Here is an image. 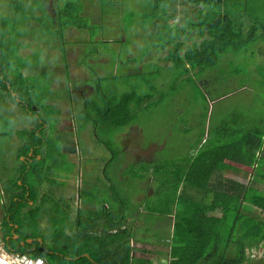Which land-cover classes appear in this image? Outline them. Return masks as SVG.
Here are the masks:
<instances>
[{"label": "rangeland", "instance_id": "obj_1", "mask_svg": "<svg viewBox=\"0 0 264 264\" xmlns=\"http://www.w3.org/2000/svg\"><path fill=\"white\" fill-rule=\"evenodd\" d=\"M181 1L172 0L167 6L166 0H0V35L6 34L3 47L7 49L6 55L0 52V187L11 179L12 171L19 173L21 161L24 160V156L19 157L21 149L31 159H38L37 164L31 160V169L38 173L40 180L47 179L48 187H51L50 183L60 184L64 169L70 168L69 164H65L64 147L79 148L72 138L64 136L58 129L54 130V136L44 140L43 147L39 146L40 154H44L46 147L54 156L48 174L45 165H50V156L39 160L40 155L32 153L33 147L24 151L20 145L19 131L23 129L21 135L26 142L36 140L34 134H27V129L33 126V121L37 123V120L33 118L32 121L24 113V106L20 103L13 105L12 95L16 96V93L11 87L14 80L8 77L9 73L15 76L21 72L25 80L16 77L15 81L17 84H29V93L41 113L45 110L40 103L52 96L48 93L54 94L65 82L71 81L60 77L69 67L72 79L69 84H72L71 97L78 108L83 106L86 98L96 103L106 102L101 98L105 94V70L120 75L124 70L136 74L113 83V87L121 93L134 91L138 99L143 96L141 104L144 105L137 110L139 117L134 129L128 128L130 130L119 139L116 131L98 125L97 118L91 114L100 129L96 132L100 139H110L122 144L123 151L117 158V163L106 170V176L112 179L115 186V204L120 200L125 203L123 199L127 197L138 206L137 194L146 195L147 189H150L148 183L151 179L146 176L138 186L134 183L135 178L130 175L122 184L117 182L115 174L122 168L124 161H128L129 166L123 173H129L132 167L137 172L145 173L139 167L148 166V161H145L147 158H153L154 162L165 160L170 163L173 162L170 157L175 154L182 156L191 147L196 149L194 142H197V136L205 127L215 130L221 123L223 129L230 128L237 133L264 129V35L255 37L238 48L233 43H227L230 45L227 51L222 52L223 56L218 55L215 64H208V71L202 75L192 69L182 72V65L174 62L176 59L172 60L170 67H165L171 63V59H164L165 53L160 50L161 47L172 41V44L182 45V50L186 49L188 45L201 41L199 34L204 30L199 28L201 31L189 33V22L183 21L176 26L169 16H163L162 11L168 13V8L179 10L177 21L180 22L184 9ZM236 4L241 11L253 10L264 18V10L260 8L264 7V3L254 2L248 8L244 1H237ZM207 10V5H201L196 9V14H193L200 16ZM162 19L164 23L161 29L159 23ZM251 21L246 18L245 27L242 28L247 36H250L248 32L251 31ZM262 22L264 26V20ZM198 24L200 25L199 22ZM262 32L264 34V29ZM225 45L223 43L221 46ZM62 70L65 71L60 74ZM49 74L52 77V87L56 90H49L50 83L43 80L44 75ZM3 78L7 81L6 87L1 83ZM222 78L223 83L220 82ZM86 79L94 89L85 82ZM74 80L80 83H75ZM206 81L208 82L203 83ZM228 91L236 92L224 97L225 100L219 103L210 102ZM54 95L59 99L62 93L57 91ZM234 103H243L250 108L239 111L245 118L244 121L239 117L234 120L233 117H228V114L234 113ZM141 104L133 103L135 108ZM149 104L153 105L146 109ZM68 111L65 106L63 112ZM209 113L211 122L207 120ZM85 117L77 119L80 128ZM52 124H55L54 120ZM46 136L50 137V134ZM173 142L175 147H172ZM152 144H159L162 149L150 154L148 147ZM93 148V153L82 151L94 159L93 162L85 163L82 158L84 171L89 170L87 177L90 176L98 185L105 187V182L98 183V180L103 176V161H108L112 152L99 144H94ZM30 174L25 175L28 183L32 181ZM79 182L83 183L82 178H79ZM159 182L160 185L157 184L156 187L164 183L163 179H159ZM59 187L61 190L67 189L72 196V189L67 186ZM37 189L39 193L40 189ZM98 190L100 192L105 189L98 187ZM157 196L155 194L154 200ZM82 198L88 200L87 197ZM148 200L151 199L145 197L143 204ZM69 202L72 206V198ZM35 205H38V197ZM51 208L49 204L44 209L43 225L48 219L52 221L49 216ZM1 211L0 208V216ZM141 217L145 225L151 223L146 214H141ZM166 222L167 225H161L160 228L167 229L168 225L171 226L172 219L168 218ZM2 225L0 219V227ZM152 225L156 228V223ZM49 229L52 230V226ZM154 230L150 231L151 235L155 234ZM45 232L46 230L43 236L45 243L50 246L54 243V236H49L50 231ZM68 233L71 234V231ZM6 243L7 247H14L13 242Z\"/></svg>", "mask_w": 264, "mask_h": 264}, {"label": "trees", "instance_id": "obj_2", "mask_svg": "<svg viewBox=\"0 0 264 264\" xmlns=\"http://www.w3.org/2000/svg\"><path fill=\"white\" fill-rule=\"evenodd\" d=\"M171 1L166 0L167 6L171 4ZM237 1H244L247 8L254 2L264 3V0H182L184 9H182L183 16L180 18V22L177 21L179 10L168 8V13L162 11L163 16H169L175 21L176 26L183 21L189 22L191 25L189 33L201 31L199 28H204L199 34L201 41L195 42L196 46L195 44L188 45L186 49L182 50V45L172 44L170 41L167 42L169 45L161 47L160 50L165 53L164 59H171V63L165 67H170L173 63L172 60L176 59L174 62L182 65V72L192 69L202 75L208 71V64H215L218 55L223 56L222 52L227 51L230 47L227 43H233L235 48H238L243 43L251 39L254 40L255 37H262L264 35L262 32L264 18L253 10L241 11V8L236 4ZM201 5H207L208 10L200 16H195L193 13L196 14V9ZM260 8L264 10L263 6ZM246 18L252 20L251 31L248 32L250 36L244 34L242 29L245 27ZM162 20L159 23L161 29L164 23ZM260 29L262 31H259ZM5 38L6 34L0 35V52L6 55L7 49L3 47ZM223 43H226L225 47L221 46ZM155 63L159 65L158 62ZM69 68L65 69L66 72L63 74L61 73L65 70H62L60 77L68 78L71 81L65 82V85L58 90L52 87L51 74L44 75L43 80L50 83L49 90L61 92L62 96L58 99L54 95L56 92L48 93L52 96L48 97L46 102L40 103L45 110L42 113L39 112V107L35 106L34 98L29 93V84L16 83V77L25 80L21 72L15 76L12 73L8 74V77L14 80L11 86L16 93V96L12 95L13 105L20 103L24 106V113L29 115L32 121L33 118L37 120V123L33 121L34 127L31 126L27 129V134H34L37 137L36 140L26 142L21 135L23 129L19 131L20 145L25 149V152L31 145L42 144L44 140L51 139L56 129L65 133L60 125L66 116L76 120L81 116H86L83 121L86 128L80 130L77 140H75L78 143V149L66 147L63 149L65 164H69L70 168L64 169V176L60 177V184L50 183L51 187H48L47 179L40 180L38 178V173H34L31 169L32 165H29L31 160L37 164V158L22 160L19 173L11 170V179H8L3 185V189L0 190V208L2 210L0 219L1 222L4 220L5 230L1 235L5 243H14V247L10 248L12 251L42 256L49 264H152L153 260L151 259L143 256L136 257L135 248L131 245V237L135 234L134 227L138 225L136 222L140 221L144 224L139 215L140 212L138 214L136 211V208L142 204L138 203V206H135V203L133 204L128 198L123 199L126 201L125 203L122 200L116 204L113 203V199H115L114 183L104 187L108 190L99 192L98 187H103L95 183L90 176L87 177L89 170L84 171L82 162V158L85 163L91 162L90 157L83 154L82 151L93 153V145L99 144L112 152L109 160L105 161L103 174L109 167L117 163V158L123 151L122 144L110 139H100L96 133L100 129L96 126V120L91 117V114L97 118L98 125L116 131L119 139L125 132L134 129L139 117L137 110L144 105L141 104L144 101L143 96L138 99L134 91L121 93L113 87V83L136 74L124 70L120 75L114 71L110 73L105 70V94H102L101 98L106 102L96 103L94 100L92 102L86 98L83 106L78 108L71 97L69 84L72 79ZM85 82L89 83L87 79ZM1 83L6 87L7 81L4 78ZM92 88L94 89L93 86ZM37 101L39 102L38 99ZM134 102L141 105L135 108ZM152 105H147L146 109H150ZM65 106L69 111L64 115L63 108ZM52 120L55 121L54 125ZM47 134H50V137H47ZM21 151L22 149L19 151V157L25 154ZM80 154L81 156H79ZM125 168L117 170L115 176L124 177L126 172L123 173V170ZM201 169L208 172L202 173ZM214 170V154L202 149L199 156L192 162V168L188 170L187 184L181 183L178 179H166L167 182L161 186L157 199L149 198L152 201L144 202L145 214L151 219L150 224H144L145 236L150 241H154L156 238L154 242L159 247L166 248V253L170 258L173 257L171 261L169 260L170 264H246L250 260L247 254V241L258 236L260 239L264 238V220L261 217V213L264 212V192L255 185L249 187L228 184H225L222 190L216 191L214 185L211 186L209 183ZM196 172L203 174L204 178L194 176ZM28 173H31L32 176L30 183L25 178ZM129 175H132L131 169ZM189 176H193L194 179L190 180ZM79 178H82L84 183V186L79 190V195L81 198L83 196L88 199L82 198V205L90 202L97 209L90 211L84 207L77 209L76 217L72 221L73 209L69 202L72 196L67 189L61 190L59 186H67L68 189H71V182ZM189 181L191 184H188ZM37 187L40 189L39 193ZM187 188L199 191L202 196H211L212 199L206 204L202 200L198 201L188 197ZM40 194L43 195L40 196ZM37 197L38 205H35ZM49 204L52 206L49 214L52 221L48 219L47 223L45 222L43 225L42 216L45 214L44 209ZM219 213L221 215H218ZM168 218H174L173 230L170 231L160 228L161 225H167ZM152 223H158L159 227L155 228ZM51 226L52 230L49 229ZM43 228L46 232L50 231V237L54 236V243L50 246L45 243ZM153 228L155 234L151 235L150 230ZM68 230L76 233L71 235L67 232ZM147 233L148 235H146ZM16 234L18 237L14 238ZM8 236L10 239L7 241ZM29 239L32 241L28 242ZM116 242L118 245H115ZM67 256L71 257L67 258ZM257 264H264V261H259Z\"/></svg>", "mask_w": 264, "mask_h": 264}, {"label": "crops", "instance_id": "obj_3", "mask_svg": "<svg viewBox=\"0 0 264 264\" xmlns=\"http://www.w3.org/2000/svg\"><path fill=\"white\" fill-rule=\"evenodd\" d=\"M223 79L224 78L221 79L220 81L221 83H223ZM207 82L208 81L203 83H207ZM235 92L232 91L223 92V95L215 99H211L210 102L217 101V103H219L225 100L223 99L224 97H229L233 95ZM208 105L210 104L208 103ZM232 106L234 108L233 110L234 113L231 112L230 114H228V117L230 119H232L233 117V120L235 117H239L241 121H244L245 118L241 116V113H239V111L240 112L247 111V109L250 108L243 103H234ZM207 120H210L211 122L210 113ZM221 120L222 117L220 118V121ZM71 126H72L71 130L74 131L73 125ZM196 140L197 142H194V146H197L196 149L191 147L190 151L186 154H183L182 156H177L175 154V156L170 157L173 158L172 160L173 162L168 163L165 160L161 162H156V161L154 162L153 158H147L145 159V161H148V166L142 165L139 167L141 170L142 169L145 170V173H142V171L137 172L134 167L131 168V174L133 175V178H135L134 183L137 186L141 183L144 176L151 179L150 183H148L150 185V189L149 188H148L149 190L147 189L148 192H146V195L143 193L137 194L138 202L136 203L142 204V205L139 204L140 206L136 208L137 213L139 214L140 212L139 214L140 216L141 214H145V210H146L143 204L144 198L148 197L154 200L155 194L160 195L161 186L156 187V185L160 183L159 179H163L164 182H167L166 179H171V180L178 179L181 181V183L187 184V180H188L187 175H189L188 170L192 168V162L197 156H199L202 149L214 154L215 170L212 172L213 176L210 179L209 183L211 184V186L214 185V189L216 191L222 190L224 185L228 184L234 186L246 185L249 187L255 185L260 191L264 192V129L249 130V131L237 133L234 130H231L230 128L226 130L223 129L220 123V126L217 127L215 130H212L210 127L203 128L201 134L197 136ZM175 146L176 145L173 142L172 147ZM161 149L162 146L160 147L159 144H152L151 146L148 147V151L150 154H153L157 150H161ZM142 151L143 150H140V152ZM90 159L91 162L94 161L92 157H90ZM103 162H104L103 164L105 165V161ZM128 166H129L128 161L123 162L122 167L128 168ZM261 170H263V172H261ZM207 172L208 171L202 170V173H207ZM194 176H197L198 178L201 179L204 178L203 174H200L198 172H196ZM127 177H129V173L126 172L124 177L118 176L116 177V180L119 184H122L125 181V178ZM189 179L190 180L194 179V177L189 176ZM101 182H105V187H107L108 184L110 185L113 184L112 179L107 177L106 173H104L103 176L100 178V180H98V183ZM162 184L164 183L162 182ZM188 184H191V181H189ZM144 185H145V181H144ZM83 186L84 183L81 184L79 182V179L71 182V189L73 191L72 194L73 205L71 206L73 212L71 215V219L73 218V220L76 217L77 209H81L82 207H84L87 211L97 209V207L91 204L90 202H88L86 205H82V198L79 195V190ZM76 193H78V195H75ZM186 193L188 197L195 198L198 201L202 200V202L206 204H208V202H210V200L212 199V197L211 196L208 197V195L202 196V194L199 191L192 188H187ZM258 213H261V211H258ZM218 215H221V213H219ZM261 217L264 220V212L261 213ZM171 219H172L171 226L168 225L167 228L169 231L173 230L174 218ZM136 223L138 225L134 227L135 234L131 237V245L135 248V256L136 257L143 256L145 258L151 259L153 260L152 264H165V263L170 264V261L172 260L173 257L171 256L170 258L168 253H166L167 252V250H165L166 248L164 249L162 247H159L154 242L156 238L154 239V241H150L149 239H147V237L145 236V225L140 221H137ZM157 227H159L158 223H156V228ZM99 228L101 229V227ZM1 229L2 227H0V231ZM70 231H71V235L76 233L72 230ZM67 232H69V230ZM138 232L141 234L139 235ZM146 235H148V233ZM16 236L18 235L17 234L14 235V238H16ZM255 238L256 237H254L250 241H247V250H248L247 252L249 254L248 257L250 260L246 264H257L259 261H264V238L260 239V236H258L256 239ZM9 239L10 237L8 236L7 241ZM111 245L114 246V244ZM115 245H118V243L116 242ZM6 248L11 253H19L16 251H12L10 247L6 246ZM70 257L71 256H67V258Z\"/></svg>", "mask_w": 264, "mask_h": 264}, {"label": "clouds", "instance_id": "obj_4", "mask_svg": "<svg viewBox=\"0 0 264 264\" xmlns=\"http://www.w3.org/2000/svg\"><path fill=\"white\" fill-rule=\"evenodd\" d=\"M71 87H72V84H71ZM63 123L60 125V127L62 128V130L63 131H65V133H63V135L64 136H66V137H68V138H72L74 141L75 140H77V137H78V134H79V132H80V130L82 129V128H86V127H84V125H83V123H82V128H80V126H79V124H78V122H77V120L76 119H71V118H69V117H64V119H63V121H62ZM71 125H73V127H74V131H72L71 129H72V126ZM78 144V143H77ZM44 146L43 145V143L41 144V143H36V144H33V145H31L29 148H28V150L31 148V147H33V151H32V153L34 154V153H36L37 155H40V157H39V160H41V159H43L44 160V158H45V156H50L51 157V163H50V165H45V170H46V172L47 173H49L50 172V166L52 165V162H53V159H54V156H53V154H51L50 153V151H49V149H47L46 147H45V149H44V154H40L41 153V151L39 150V146ZM28 154H29V152H28ZM24 157V159H26V160H29V159H31L29 156H27V155H23ZM30 165V164H29ZM4 184H6V182H4V183H2V187H0V190H2L3 189V185ZM0 233H1V231H0ZM3 238V237H2ZM3 241H4V238H3ZM4 243H5V241H4ZM5 246H6V243H5ZM20 253V252H19ZM31 256H33V255H31ZM39 257H42V256H39ZM44 258V257H43ZM45 259V258H44ZM46 260V259H45ZM47 261V260H46ZM48 263V262H47ZM49 264V263H48Z\"/></svg>", "mask_w": 264, "mask_h": 264}, {"label": "built area", "instance_id": "obj_5", "mask_svg": "<svg viewBox=\"0 0 264 264\" xmlns=\"http://www.w3.org/2000/svg\"><path fill=\"white\" fill-rule=\"evenodd\" d=\"M0 264H48L43 257L27 253H11L7 250L0 233Z\"/></svg>", "mask_w": 264, "mask_h": 264}, {"label": "flooded vegetation", "instance_id": "obj_6", "mask_svg": "<svg viewBox=\"0 0 264 264\" xmlns=\"http://www.w3.org/2000/svg\"><path fill=\"white\" fill-rule=\"evenodd\" d=\"M3 222H4V220H3ZM3 222H2V223H3ZM2 228H3V232H4L5 230H4V226H3V225H2Z\"/></svg>", "mask_w": 264, "mask_h": 264}, {"label": "water", "instance_id": "obj_7", "mask_svg": "<svg viewBox=\"0 0 264 264\" xmlns=\"http://www.w3.org/2000/svg\"><path fill=\"white\" fill-rule=\"evenodd\" d=\"M17 237H18V236H16V238H17ZM31 241H32V239H29V240H28V242H31Z\"/></svg>", "mask_w": 264, "mask_h": 264}]
</instances>
